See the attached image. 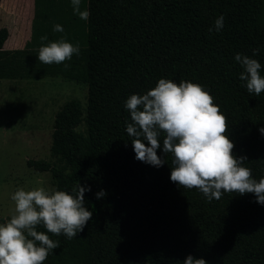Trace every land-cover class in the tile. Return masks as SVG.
I'll list each match as a JSON object with an SVG mask.
<instances>
[{
  "label": "trees",
  "instance_id": "1",
  "mask_svg": "<svg viewBox=\"0 0 264 264\" xmlns=\"http://www.w3.org/2000/svg\"><path fill=\"white\" fill-rule=\"evenodd\" d=\"M80 8L90 12L87 21L74 15L71 0H33L21 48L5 49L9 32L0 27V79L59 77L87 85L85 107L71 98L54 114L50 154L58 163L26 160L50 172L53 190L91 188L84 203L93 217L76 237L37 227L59 241L43 264H183L189 254L207 264H264V205L252 193L209 202L198 189L178 187L169 178L171 154L162 147L161 167L136 160L124 106L160 78L199 84L227 119L233 154L247 157L243 166L259 181L264 92L247 91L234 57L256 59L264 76V0H81ZM220 15L224 27L217 32ZM56 24L63 33L53 31ZM61 38L78 44L79 55L40 62L39 48ZM82 122L84 130L77 129ZM101 189L106 195L97 199Z\"/></svg>",
  "mask_w": 264,
  "mask_h": 264
},
{
  "label": "clouds",
  "instance_id": "2",
  "mask_svg": "<svg viewBox=\"0 0 264 264\" xmlns=\"http://www.w3.org/2000/svg\"><path fill=\"white\" fill-rule=\"evenodd\" d=\"M71 4L74 15L84 21L89 19L90 12L80 8L81 0H71ZM223 27L224 16L220 15L214 21V30L219 32ZM53 31L63 33L64 28L56 24ZM40 39L48 38L45 35ZM79 52L78 44L74 46L61 38L41 46L37 58L44 64H61ZM234 59L243 68L239 78L246 82L247 91L259 96L264 92L261 64L240 53ZM124 106L130 113L126 132L132 138L136 160L159 168L166 163L157 155V149L162 147L165 155L171 154L173 167L169 178L178 187L198 189L209 202L219 200L224 193H252L256 202L264 205V177L254 179L252 170L243 166L247 157L233 154L234 144L225 135L227 119L202 86L160 78L144 94H131ZM259 132L264 135V127ZM88 191L90 186L80 183L71 192L43 187L17 189L11 195L14 214L0 223V264H43L50 251L59 247V241L38 231V226L52 235L76 237L93 217L84 203ZM105 195L103 189L95 193L97 199ZM183 264L207 261L189 254Z\"/></svg>",
  "mask_w": 264,
  "mask_h": 264
},
{
  "label": "rangeland",
  "instance_id": "3",
  "mask_svg": "<svg viewBox=\"0 0 264 264\" xmlns=\"http://www.w3.org/2000/svg\"><path fill=\"white\" fill-rule=\"evenodd\" d=\"M33 8L24 0H0V27L9 35L5 49L21 48L30 35ZM87 85L62 79H0V223L14 214L11 195L19 188L53 190L49 171H37L27 159L56 163L50 154L55 112L68 99L86 105ZM84 123L77 129L84 130ZM58 163V162H57Z\"/></svg>",
  "mask_w": 264,
  "mask_h": 264
},
{
  "label": "crops",
  "instance_id": "4",
  "mask_svg": "<svg viewBox=\"0 0 264 264\" xmlns=\"http://www.w3.org/2000/svg\"><path fill=\"white\" fill-rule=\"evenodd\" d=\"M25 2L29 3L31 5V8H33V0H24ZM18 5L21 4L22 0H17ZM33 14V11H32ZM32 18V17H31ZM31 22V21H30Z\"/></svg>",
  "mask_w": 264,
  "mask_h": 264
}]
</instances>
